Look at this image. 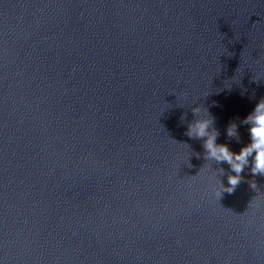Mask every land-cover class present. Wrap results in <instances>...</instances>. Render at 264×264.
Instances as JSON below:
<instances>
[{
    "label": "clouds",
    "instance_id": "1",
    "mask_svg": "<svg viewBox=\"0 0 264 264\" xmlns=\"http://www.w3.org/2000/svg\"><path fill=\"white\" fill-rule=\"evenodd\" d=\"M205 115L200 116L201 107L192 108V113L196 119L188 125L185 135L193 139L203 140L205 149V159L213 160L217 164L227 163L231 172L227 177L228 186L221 183L222 192L232 193L241 183L243 177L241 173L251 164V173L253 175L264 176V99H261L255 106L254 110L242 121L250 125V143L242 147L239 153L231 151L227 144H218L217 138L219 131L214 127V119L205 109ZM184 119V117H181ZM228 138H235L239 141V134L236 124H230L227 129ZM254 187V184L252 185Z\"/></svg>",
    "mask_w": 264,
    "mask_h": 264
}]
</instances>
